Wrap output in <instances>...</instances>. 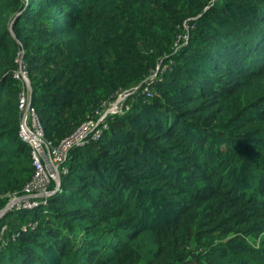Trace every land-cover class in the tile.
<instances>
[{
  "label": "trees",
  "instance_id": "trees-1",
  "mask_svg": "<svg viewBox=\"0 0 264 264\" xmlns=\"http://www.w3.org/2000/svg\"><path fill=\"white\" fill-rule=\"evenodd\" d=\"M20 56L52 145L140 87L0 218V264H264V0H0V210L33 175Z\"/></svg>",
  "mask_w": 264,
  "mask_h": 264
},
{
  "label": "built area",
  "instance_id": "built-area-1",
  "mask_svg": "<svg viewBox=\"0 0 264 264\" xmlns=\"http://www.w3.org/2000/svg\"><path fill=\"white\" fill-rule=\"evenodd\" d=\"M184 40L182 44L175 46V51L187 43V38ZM16 62L17 69L13 72V78L18 80L21 87L17 105L19 112L18 136L31 150L33 175L20 192L5 195L7 199L5 213L32 210L40 205H46L50 196L60 192V176L67 171L63 166L67 159V153L72 148L83 147L91 141L98 140L107 129V119L110 116L122 115L127 111L129 106L126 101L131 99L140 87L136 86L120 91L111 100L102 102L99 108L93 112L92 117L82 123L72 135L61 140L58 145H52L44 139L37 113L31 105L29 80L22 65L21 56ZM155 76L156 74H152L148 82L144 81L145 88L142 94L146 98H150L148 85Z\"/></svg>",
  "mask_w": 264,
  "mask_h": 264
},
{
  "label": "water",
  "instance_id": "water-1",
  "mask_svg": "<svg viewBox=\"0 0 264 264\" xmlns=\"http://www.w3.org/2000/svg\"><path fill=\"white\" fill-rule=\"evenodd\" d=\"M44 160L46 161L45 158H44ZM46 167H47L48 170H50L48 166H46ZM5 209H6V207H4L2 210H0V218L4 215Z\"/></svg>",
  "mask_w": 264,
  "mask_h": 264
},
{
  "label": "clouds",
  "instance_id": "clouds-1",
  "mask_svg": "<svg viewBox=\"0 0 264 264\" xmlns=\"http://www.w3.org/2000/svg\"><path fill=\"white\" fill-rule=\"evenodd\" d=\"M5 207V206H4Z\"/></svg>",
  "mask_w": 264,
  "mask_h": 264
}]
</instances>
